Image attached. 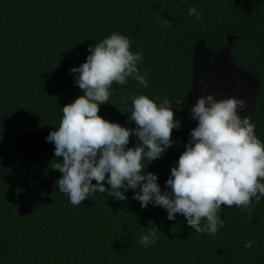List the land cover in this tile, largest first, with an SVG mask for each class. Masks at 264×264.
<instances>
[{
	"label": "trees",
	"instance_id": "trees-1",
	"mask_svg": "<svg viewBox=\"0 0 264 264\" xmlns=\"http://www.w3.org/2000/svg\"><path fill=\"white\" fill-rule=\"evenodd\" d=\"M255 2L0 0V264H264V198L251 205V215L222 205L225 227L216 235L196 233L181 214L170 221L152 203L141 208L132 199L139 189L126 192L127 201L105 192L73 206L56 184L62 173L52 169L63 158L46 141L59 127L62 107L83 95L69 69L86 62L89 46L119 32L132 52L143 54L138 67L149 84L114 83L99 115L135 129L130 97H168L180 121L173 146L143 162L162 189L191 138L186 101L200 40L218 51L236 36L232 60L261 78L251 122L264 142V1ZM191 7L203 18L190 16ZM162 19L171 26L158 24ZM128 146H138V138L130 136ZM17 188L24 190L19 196ZM155 228L159 239L145 248L139 238Z\"/></svg>",
	"mask_w": 264,
	"mask_h": 264
},
{
	"label": "clouds",
	"instance_id": "clouds-1",
	"mask_svg": "<svg viewBox=\"0 0 264 264\" xmlns=\"http://www.w3.org/2000/svg\"><path fill=\"white\" fill-rule=\"evenodd\" d=\"M188 14L203 18L196 7L189 8ZM158 24L171 26L163 19ZM130 48L127 36L113 32L89 46L86 62L69 69L78 74L74 82L83 95L62 107L59 127L46 137L55 145L54 156L63 158L52 166L62 173L56 182L59 191L78 206L105 192L113 200L127 201L125 193L139 189L132 199L141 208L150 203L162 207L170 221L181 214L199 234L216 235L225 227L222 205L236 206L251 215V205L264 198V142L257 137L250 117L240 115L248 108L246 100H218L214 95L197 98L191 112L198 126L191 131L164 189L156 174L145 171L143 162L156 161L173 146V130L180 127V121L168 97H130L129 119L137 125L135 129L99 115L100 106L115 92L114 83L124 86L132 79L148 87V73L141 75L138 67L143 54ZM133 135L138 138L134 148L128 146ZM23 191L17 188L16 194ZM158 233L155 228L141 234L139 243L145 248L155 245ZM244 246L251 249L253 242Z\"/></svg>",
	"mask_w": 264,
	"mask_h": 264
},
{
	"label": "water",
	"instance_id": "water-1",
	"mask_svg": "<svg viewBox=\"0 0 264 264\" xmlns=\"http://www.w3.org/2000/svg\"><path fill=\"white\" fill-rule=\"evenodd\" d=\"M264 0H256L258 7ZM236 36L229 35L224 47L218 51L209 48L205 40H200L195 45L193 56V81L187 94L186 115L187 127L191 133L198 126V121L193 118L191 108L200 96L214 95L218 100L236 97L248 102V108L240 115L253 116V109L259 96L261 78L239 67L231 58V50Z\"/></svg>",
	"mask_w": 264,
	"mask_h": 264
}]
</instances>
